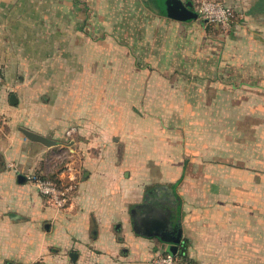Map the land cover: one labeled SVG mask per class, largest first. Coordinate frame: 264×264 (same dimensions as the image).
Segmentation results:
<instances>
[{"label":"crops","instance_id":"1","mask_svg":"<svg viewBox=\"0 0 264 264\" xmlns=\"http://www.w3.org/2000/svg\"><path fill=\"white\" fill-rule=\"evenodd\" d=\"M218 1L237 15L231 28L235 38H223V43L230 50L237 41L259 67L264 63V16L253 7L255 0ZM71 3L66 0L55 11L53 3L40 0H0V264H151L166 252L175 223L182 228L178 251L186 241L190 261H225L232 246L246 242L240 206L233 214L220 208L206 212L200 199L214 195L215 188H205L200 180L192 185L198 174L190 170L187 158L179 173L165 161L154 175L151 156L120 154L124 141L118 135L129 125L120 116L129 115L119 111L123 101L117 88L99 92L89 105L81 89L86 77L74 88L70 52H85L86 47L79 44L77 49L72 41V34L82 33L71 27L72 16H77ZM84 61L76 67L86 66ZM244 78L238 83H264V75ZM93 80L104 82L98 76ZM102 99L110 102L109 109L97 102ZM20 128L56 144L47 147L30 140ZM30 171L59 186H72L65 207H54L37 191L27 180ZM201 175L215 183L214 167Z\"/></svg>","mask_w":264,"mask_h":264},{"label":"rangeland","instance_id":"2","mask_svg":"<svg viewBox=\"0 0 264 264\" xmlns=\"http://www.w3.org/2000/svg\"><path fill=\"white\" fill-rule=\"evenodd\" d=\"M40 1L53 3L55 11L66 2ZM144 1L71 0V11L77 14L71 27L84 34H72V41L76 48L86 47L85 52H70L74 88L85 76L81 89L88 105L99 92L117 88L123 101L119 111L129 115L120 116L129 120L127 131L118 135L124 141L120 154L151 156L154 175L165 161L179 173L187 158L190 170L198 174L192 185L200 180L205 188H215L214 195L200 199L206 212L220 208L233 214L240 206L246 242L232 246L225 261L212 264H264V83H238L264 75V63L254 67L237 41L230 50L223 43V38H235V23L228 28H206L201 19L176 23L152 12ZM254 3L264 16V0ZM82 59L86 66L76 67ZM95 76L106 83H94ZM97 102L110 108L108 100ZM212 167L216 179L211 184L201 173Z\"/></svg>","mask_w":264,"mask_h":264},{"label":"built area","instance_id":"3","mask_svg":"<svg viewBox=\"0 0 264 264\" xmlns=\"http://www.w3.org/2000/svg\"><path fill=\"white\" fill-rule=\"evenodd\" d=\"M192 8L199 15L200 19H206L207 22L219 25L222 28H228L236 21L235 10L218 0H190ZM3 82V75L0 72V84ZM70 133V132H68ZM65 156V153H62ZM27 180L33 184L37 191L48 199V202L54 207L61 209L65 207L72 191L71 185L59 186L57 183L47 177H42L35 171L26 174ZM24 264H46L39 260H31ZM151 264H198L190 260L183 261L178 253L172 255L163 252L157 255Z\"/></svg>","mask_w":264,"mask_h":264},{"label":"water","instance_id":"4","mask_svg":"<svg viewBox=\"0 0 264 264\" xmlns=\"http://www.w3.org/2000/svg\"><path fill=\"white\" fill-rule=\"evenodd\" d=\"M156 5L158 6L160 12L168 17L178 21H187V20H198L200 19L199 15L192 9V3L190 0H155ZM204 22H207L206 19H203ZM10 103H16V96L14 94L10 95ZM24 135L33 141L42 143L43 145L50 147L56 144L55 141L30 131L26 128H20ZM22 178V176H20ZM177 207H179L177 205ZM176 228L175 236L170 240H165L168 245L166 247V252L174 255L178 252V247L182 237V228L179 224L175 223L173 225Z\"/></svg>","mask_w":264,"mask_h":264},{"label":"trees","instance_id":"5","mask_svg":"<svg viewBox=\"0 0 264 264\" xmlns=\"http://www.w3.org/2000/svg\"><path fill=\"white\" fill-rule=\"evenodd\" d=\"M145 4L149 7V9L154 12V13H157L159 15H163L158 6L156 5L155 3V0H145L144 1ZM164 16V15H163ZM202 21V24L207 28L210 26V24L212 23H209V22H204L203 19H201ZM43 177V176H42ZM186 250H187V242L184 241L181 245H180V249L178 251V256L182 258L183 261L185 260H192V259H189L186 255ZM193 261V260H192ZM194 263H197V262H194Z\"/></svg>","mask_w":264,"mask_h":264}]
</instances>
